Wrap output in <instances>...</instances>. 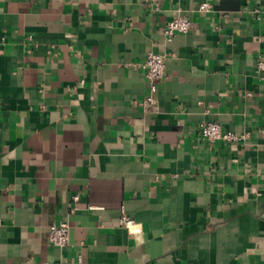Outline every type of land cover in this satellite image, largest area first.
I'll return each mask as SVG.
<instances>
[{
  "label": "crops",
  "instance_id": "crops-1",
  "mask_svg": "<svg viewBox=\"0 0 264 264\" xmlns=\"http://www.w3.org/2000/svg\"><path fill=\"white\" fill-rule=\"evenodd\" d=\"M204 1L0 0V264H264V0Z\"/></svg>",
  "mask_w": 264,
  "mask_h": 264
},
{
  "label": "built area",
  "instance_id": "built-area-1",
  "mask_svg": "<svg viewBox=\"0 0 264 264\" xmlns=\"http://www.w3.org/2000/svg\"><path fill=\"white\" fill-rule=\"evenodd\" d=\"M156 7L161 0H149ZM215 0H205L199 7L201 12H210L213 9ZM192 30V22L184 15H178L171 20L164 29V35L171 40L178 34H188ZM144 71L145 78L149 84V95L144 100L146 107L155 108L157 106L158 85L164 79L166 72L165 58L162 55L149 53L146 60L140 65ZM258 69H264V63H258ZM251 96V94H247ZM200 136L208 142H224L236 144L246 139L247 135H242L232 130L223 128L220 124L212 121H205L200 125ZM79 197H74V201H78ZM121 226L129 230L135 225L134 220L123 215L120 220ZM48 242L51 246L64 248L69 245V225L67 220H62L58 224H53L49 228ZM77 264H82V258L79 256Z\"/></svg>",
  "mask_w": 264,
  "mask_h": 264
},
{
  "label": "water",
  "instance_id": "water-1",
  "mask_svg": "<svg viewBox=\"0 0 264 264\" xmlns=\"http://www.w3.org/2000/svg\"><path fill=\"white\" fill-rule=\"evenodd\" d=\"M216 9L220 10V11H238L239 10V4H238V2H234L231 0H223L216 7Z\"/></svg>",
  "mask_w": 264,
  "mask_h": 264
}]
</instances>
